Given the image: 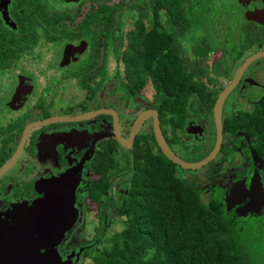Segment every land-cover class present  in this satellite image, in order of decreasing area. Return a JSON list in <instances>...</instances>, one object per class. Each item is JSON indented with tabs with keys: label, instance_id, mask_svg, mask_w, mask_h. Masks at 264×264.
Wrapping results in <instances>:
<instances>
[{
	"label": "flooded vegetation",
	"instance_id": "af4514ba",
	"mask_svg": "<svg viewBox=\"0 0 264 264\" xmlns=\"http://www.w3.org/2000/svg\"><path fill=\"white\" fill-rule=\"evenodd\" d=\"M59 1L61 6L53 0H0V264H91L106 234L122 223L134 149L140 146L165 156L156 140V118L176 155L201 161L215 148V104L230 85L215 158L199 169L176 163L175 168L183 178L195 180L204 202L219 201L236 218L239 205L228 210L225 201L231 187L244 181L249 189L259 170L264 189V167L252 156L255 137L230 127L240 116L264 113V55L242 68L247 59L264 52V0H197L190 5L194 11L188 13L183 30L166 22L160 10V24L166 22L171 34L165 46L174 47V57L194 86L186 92H158L149 79L136 95L127 84L137 12L132 26L123 31L127 6L119 27L107 28L104 35L100 21L95 30L82 26L92 21L90 15L103 14L90 12L93 6L111 0ZM5 10L11 23L4 19ZM142 20L147 31L151 22L148 17ZM159 32L163 34L160 28ZM8 37L13 38L3 43ZM178 98L185 100L183 107L169 102ZM99 110L95 116L76 118ZM112 111L126 139L144 115L131 147L113 135ZM105 152L114 157V169L100 167ZM102 178L110 186L97 196ZM66 186L75 188L76 213L57 252L52 255L51 248H36L34 243L30 248L36 251L26 253V242L48 232L39 226L52 224L51 214L47 219L37 205ZM263 212L264 208L241 217Z\"/></svg>",
	"mask_w": 264,
	"mask_h": 264
},
{
	"label": "trees",
	"instance_id": "16d2710c",
	"mask_svg": "<svg viewBox=\"0 0 264 264\" xmlns=\"http://www.w3.org/2000/svg\"><path fill=\"white\" fill-rule=\"evenodd\" d=\"M196 1L135 0L128 5L127 0H111V4L93 6L90 12L103 14L90 15L92 21L82 27L94 26L95 30L100 21L105 24L100 28L105 35L107 28L119 27L127 6L128 10L134 8L139 19L131 31L128 51L132 54L127 84L130 94L139 93L149 79L154 91L186 92L194 83L174 57V47L165 46L171 36L167 34L166 22L174 28H186L188 13L194 11L190 5ZM160 10L167 19L164 24L159 21ZM143 17L151 22L147 31ZM112 21L116 23L113 25ZM10 38L13 37L5 38L3 43ZM169 102L180 108L185 100ZM230 127L255 137L256 151L264 158V113L240 116ZM134 157L132 183L121 208L122 223L106 234L104 246L94 253L91 264H264V212L252 218L237 215L233 219L219 201L204 202L195 180L183 178L166 156L154 155L138 146ZM101 158V168H115L109 152ZM101 182L97 196L110 186L105 178Z\"/></svg>",
	"mask_w": 264,
	"mask_h": 264
},
{
	"label": "water",
	"instance_id": "95a60500",
	"mask_svg": "<svg viewBox=\"0 0 264 264\" xmlns=\"http://www.w3.org/2000/svg\"><path fill=\"white\" fill-rule=\"evenodd\" d=\"M5 21L7 23H11V20L9 16L7 15V12L5 10L4 15ZM264 55V52L257 53L256 55L252 56L251 58L247 59V61L244 63L243 67L248 66L253 60H255L257 57H260ZM236 81V80H235ZM233 85H230L226 90L220 93V96L215 104L214 114H215V122L217 125V141L215 148L211 152L209 156L204 158L201 161L197 162H188L183 159H181L178 155H176L173 150L169 147L167 142L165 141V138L161 132V129L158 125V121L156 118L155 125H154V131L156 135V140L161 147L163 153L165 156L170 159L172 162L180 165L184 169H199L203 165L207 164L211 160H213L220 150L222 139H223V133H222V104L227 96V93L229 92V89ZM102 112H110L111 110H101ZM99 111H93L89 114H84L82 116L76 117V118H88L91 116H95L98 114ZM115 115V127H114V133L113 135L115 138L125 147H131L132 142L134 138L136 137L137 133L139 132V128L141 126V123L143 121L144 115H140V117L135 122L134 126L132 127V130L130 132V137L128 139L124 138L121 134L120 125L118 123V118L116 112L112 111ZM48 120L49 121H53ZM45 121L42 122V124L46 123ZM252 156L255 161V163L260 162V167H264V160L260 158L258 153L255 150H252ZM8 165L4 168H7ZM244 181H240L235 183L231 189L226 194V204L227 209L230 210L234 206L239 205V207L236 208V213L239 216H247L248 213L255 212L259 213L262 208H264V189L261 182V176L259 173V170H256L250 183V188L247 189L243 185ZM75 188L72 186V189L70 186H66L64 190L59 191L60 193H54L52 196H49L46 201L42 200L38 205L37 208L38 211L45 214L46 218L49 219V215L51 214L52 224H46V227L39 226L40 231L43 230V228H48V232L46 235H40L42 238H39V240L26 242V253L36 251V249L30 248V246L34 243H36V248L38 246L45 247L46 249L51 248V251L53 254L57 252V249L55 248L57 244L59 243V240L65 236L67 231L69 230L71 222L75 219V208H74V202H75V195H74ZM249 197L250 200L245 205H242L245 199ZM39 214V213H35ZM55 222V224H54ZM44 238H46V242H44ZM50 251H47L49 253ZM46 253V255H47ZM54 257H52L53 259Z\"/></svg>",
	"mask_w": 264,
	"mask_h": 264
},
{
	"label": "rangeland",
	"instance_id": "374dc122",
	"mask_svg": "<svg viewBox=\"0 0 264 264\" xmlns=\"http://www.w3.org/2000/svg\"><path fill=\"white\" fill-rule=\"evenodd\" d=\"M53 1L56 2L58 4V6H61L59 0H53ZM134 1L135 0H129L128 4H132ZM85 9H86V7H85ZM134 19H137V14H136V11L134 10V8L130 7L128 10V14H126V17L124 18V24L121 25V27H122L121 29L124 31V30H127L129 27H131L132 21ZM58 68H60V67H58ZM38 91L39 90H37V92ZM118 149H120V148L118 147ZM177 150L180 151L178 147H177ZM192 175H194V174H192ZM117 227H119V224L117 225ZM117 229L118 228H116L115 230H117Z\"/></svg>",
	"mask_w": 264,
	"mask_h": 264
}]
</instances>
